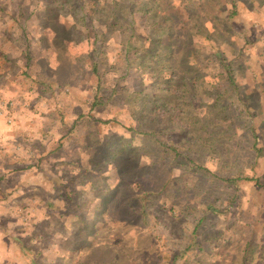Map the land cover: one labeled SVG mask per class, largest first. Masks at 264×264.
<instances>
[{
  "label": "rangeland",
  "instance_id": "1",
  "mask_svg": "<svg viewBox=\"0 0 264 264\" xmlns=\"http://www.w3.org/2000/svg\"><path fill=\"white\" fill-rule=\"evenodd\" d=\"M48 1L71 13L49 22L66 55L30 48L27 70L48 88L20 111L57 121L40 179L64 196L52 211L76 214L17 215L28 243H57L68 218L71 241L106 248L97 264H264V0ZM239 172L253 178L223 179Z\"/></svg>",
  "mask_w": 264,
  "mask_h": 264
},
{
  "label": "crops",
  "instance_id": "2",
  "mask_svg": "<svg viewBox=\"0 0 264 264\" xmlns=\"http://www.w3.org/2000/svg\"><path fill=\"white\" fill-rule=\"evenodd\" d=\"M98 2L101 0L96 3ZM53 4H57V7ZM58 5L48 0H0V105L10 120L7 122L5 117L0 116V264H97L98 248H103L102 245L91 243V237L87 233H82L81 238L88 237L84 245L71 241V232L74 230L67 227L68 218H63L64 223L59 221L62 233L57 243L32 245V241L28 243L31 234L26 229L30 222L25 220L22 224L16 220L17 215H28L34 224L38 215L76 214L66 213L61 209L58 212L54 209L52 211L51 202L57 201L60 204L64 196L61 194L57 198L53 190L48 194L55 197L48 198L44 184L46 181L40 179L39 171L42 172L45 166V155L48 153L47 157L53 151L49 148V136L42 134L46 130L45 122L48 120L50 129V124L55 125L57 121L43 116L35 118L34 114L30 115L32 112L21 114L20 111L23 105H29V110L31 105L40 109L43 96L39 94V90L46 85L37 79L39 69L31 67L27 70L26 60L33 59L32 53L29 54L30 48L35 50L33 60L41 59L39 56L44 57L41 60H59L60 56L66 55L64 49L67 43L62 41L55 29L49 27V22L53 20L59 28L60 21L64 22L71 14L60 10ZM77 12L81 17L83 10L77 8L76 14ZM55 16L57 20L54 19ZM100 26L101 29L106 28L105 25ZM87 42L97 45V41H85L86 44ZM71 47L75 49L80 46L75 44ZM41 48L48 49V52L41 54ZM61 48L63 50L60 53ZM36 84L42 86H35ZM6 102L7 105L4 106L3 103ZM35 140L39 142V146L34 144ZM53 182L56 184L55 180ZM67 201L69 200L66 199L63 206L67 205ZM19 209L21 213L18 212ZM93 212L97 214L98 210L93 209ZM91 216L93 215H89L90 223ZM6 221L7 224L3 226L2 222Z\"/></svg>",
  "mask_w": 264,
  "mask_h": 264
},
{
  "label": "trees",
  "instance_id": "3",
  "mask_svg": "<svg viewBox=\"0 0 264 264\" xmlns=\"http://www.w3.org/2000/svg\"><path fill=\"white\" fill-rule=\"evenodd\" d=\"M143 11H145V9L143 8ZM206 60H211V59H206ZM187 63V67H189L190 69H194L196 68V75H195V78H200V77H204L205 75L202 74V67L200 65V63L198 62L197 59H186ZM145 66V65H144ZM147 66V65H146ZM145 66V67H146ZM165 66V63L162 64L160 67H164ZM221 66V73L219 72V75L217 77H220L221 80L225 79V77H228L229 76V68H231L230 65H228L225 61L222 62V64H220ZM145 67H143V69H145ZM170 74L171 75H175L174 71L171 69L170 71ZM181 79H185L186 81H189L187 77H184V76H181ZM220 84V83H219ZM213 85V84H212ZM218 87L222 86V85H217ZM223 93H226L225 91V88H223ZM223 93H219L217 92L215 94V99L218 98V97H221V94ZM241 110L242 112L246 113V115L249 117V121H250V124H249V130L251 131V135H252V147L255 148V143L257 141L253 131H252V114L249 113L248 109H247V105H246V102L245 100L243 99L241 101ZM215 119V118H214ZM247 122V121H245ZM161 139H155V141L159 144V145H162L164 148L166 147V144L163 143L162 141H160ZM255 152H257V154L259 153V151H261V149H254ZM253 177L252 176H249V175H246V174H242V172H239L237 173L234 177H226V178H223L224 180H227V181H230V182H233V181H236V180H251ZM256 182H258L257 179H255Z\"/></svg>",
  "mask_w": 264,
  "mask_h": 264
},
{
  "label": "built area",
  "instance_id": "4",
  "mask_svg": "<svg viewBox=\"0 0 264 264\" xmlns=\"http://www.w3.org/2000/svg\"><path fill=\"white\" fill-rule=\"evenodd\" d=\"M0 102H1V101H0ZM3 105H4V106L7 105V102H6V103H3ZM0 116L5 117L7 122L10 121L9 118H8V116H7V114H4V111L1 109V105H0Z\"/></svg>",
  "mask_w": 264,
  "mask_h": 264
}]
</instances>
